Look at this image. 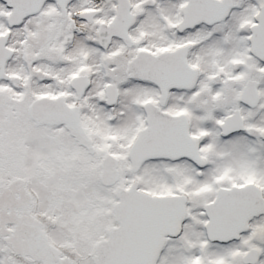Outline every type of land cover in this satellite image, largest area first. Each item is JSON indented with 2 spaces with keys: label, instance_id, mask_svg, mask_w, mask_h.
<instances>
[{
  "label": "snow or ice",
  "instance_id": "1",
  "mask_svg": "<svg viewBox=\"0 0 264 264\" xmlns=\"http://www.w3.org/2000/svg\"><path fill=\"white\" fill-rule=\"evenodd\" d=\"M0 264H264V0H0Z\"/></svg>",
  "mask_w": 264,
  "mask_h": 264
}]
</instances>
